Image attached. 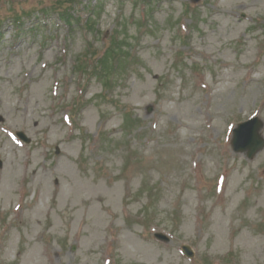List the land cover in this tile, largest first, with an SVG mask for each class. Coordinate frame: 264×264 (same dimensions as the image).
<instances>
[{"label":"rangeland","instance_id":"374dc122","mask_svg":"<svg viewBox=\"0 0 264 264\" xmlns=\"http://www.w3.org/2000/svg\"><path fill=\"white\" fill-rule=\"evenodd\" d=\"M254 115L264 0H0V264H264Z\"/></svg>","mask_w":264,"mask_h":264},{"label":"water","instance_id":"95a60500","mask_svg":"<svg viewBox=\"0 0 264 264\" xmlns=\"http://www.w3.org/2000/svg\"><path fill=\"white\" fill-rule=\"evenodd\" d=\"M262 122L253 119L252 121L242 123L234 130L233 147L237 151H247L249 157L253 156L264 145V140L259 135V129ZM187 255L191 252L188 247L183 246Z\"/></svg>","mask_w":264,"mask_h":264},{"label":"trees","instance_id":"16d2710c","mask_svg":"<svg viewBox=\"0 0 264 264\" xmlns=\"http://www.w3.org/2000/svg\"><path fill=\"white\" fill-rule=\"evenodd\" d=\"M105 56H106V54H105V55L102 57V59L100 60V63H101L102 66L107 65V63H108V62H106V59H107V58L104 59Z\"/></svg>","mask_w":264,"mask_h":264}]
</instances>
